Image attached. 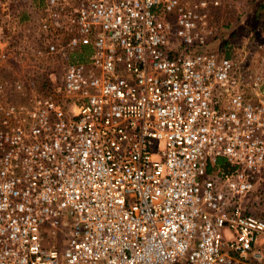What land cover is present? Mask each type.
Masks as SVG:
<instances>
[{
	"label": "built area",
	"instance_id": "2783aa9c",
	"mask_svg": "<svg viewBox=\"0 0 264 264\" xmlns=\"http://www.w3.org/2000/svg\"><path fill=\"white\" fill-rule=\"evenodd\" d=\"M220 5L41 1L55 67L0 82V264H264V77L211 47Z\"/></svg>",
	"mask_w": 264,
	"mask_h": 264
},
{
	"label": "rangeland",
	"instance_id": "374dc122",
	"mask_svg": "<svg viewBox=\"0 0 264 264\" xmlns=\"http://www.w3.org/2000/svg\"><path fill=\"white\" fill-rule=\"evenodd\" d=\"M41 1L0 0V13L4 16L2 20L0 19V82L5 83L4 97L7 100H17L10 87L15 78L28 76L36 78L43 74L41 71L55 65L47 61L49 59L54 61L55 58L45 60L31 56L24 50L27 43L36 46L41 44L31 31L35 28L34 18L39 11ZM239 6L246 13L245 18L239 21L233 19L228 26L222 25L221 28L228 32L222 37L228 45L219 48L213 43L211 47L219 55L229 56L237 72L244 75L249 85L253 77H264V26L260 25L262 30L256 28L258 25L254 26L251 21L254 6L249 8L250 3L247 0H221L219 10H222L220 13L222 22L230 21L232 18H226V15L231 13L234 7ZM262 23L264 25V21ZM26 29L31 32L27 33ZM252 29L254 33L249 32ZM196 178L201 184L204 176L198 175ZM257 189L246 195L244 203L249 212L264 218V194Z\"/></svg>",
	"mask_w": 264,
	"mask_h": 264
},
{
	"label": "trees",
	"instance_id": "16d2710c",
	"mask_svg": "<svg viewBox=\"0 0 264 264\" xmlns=\"http://www.w3.org/2000/svg\"><path fill=\"white\" fill-rule=\"evenodd\" d=\"M247 1H248V3H250L249 8L254 6L251 21L253 22L254 26L258 25V27H256V28L260 29V25L264 26L262 23L263 21H261L263 18V14H264V0H247ZM219 8H220V6L219 7H213L210 11H211L212 16H213L214 24L218 25L217 29L215 30V32L213 34V37H217L218 41H215L214 43H215V45H217L220 48L221 46L226 47V45H228V42L226 40H224V38H222L228 34V32L226 30L221 29L222 25L228 26V23H230L233 19L236 21H239L240 19L245 18L246 13L244 11H242L240 6L238 8L234 7L233 11L226 15V18H232V19L230 21L223 23L221 20V15H220V13H222V10L220 9L221 10L220 11ZM3 17H4L3 14L0 13V19L1 20L3 19ZM258 22H260V24H257ZM260 30H262V28ZM249 32L254 33V30L252 29ZM40 46H42V45L40 44ZM45 83H46V80H45V76L43 74L40 75L39 77L34 78V81H33L34 86L35 87L37 86L39 89H42L44 87ZM216 164L217 165L223 164V160L220 158H217ZM206 170L210 171V167H207ZM247 212H249V211L247 210ZM256 216L260 217L259 215H256ZM260 218L264 220V218H262V217H260Z\"/></svg>",
	"mask_w": 264,
	"mask_h": 264
},
{
	"label": "crops",
	"instance_id": "0c3cea01",
	"mask_svg": "<svg viewBox=\"0 0 264 264\" xmlns=\"http://www.w3.org/2000/svg\"><path fill=\"white\" fill-rule=\"evenodd\" d=\"M262 20L264 21V14H263V18H262Z\"/></svg>",
	"mask_w": 264,
	"mask_h": 264
}]
</instances>
